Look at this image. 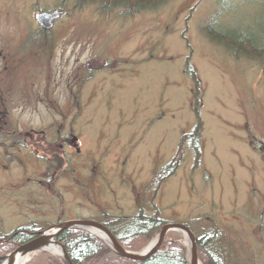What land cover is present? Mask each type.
<instances>
[{"label":"rangeland","instance_id":"374dc122","mask_svg":"<svg viewBox=\"0 0 264 264\" xmlns=\"http://www.w3.org/2000/svg\"><path fill=\"white\" fill-rule=\"evenodd\" d=\"M82 2L0 0V236L158 213L212 238L221 264H264V56L218 40L264 47V0Z\"/></svg>","mask_w":264,"mask_h":264},{"label":"trees","instance_id":"16d2710c","mask_svg":"<svg viewBox=\"0 0 264 264\" xmlns=\"http://www.w3.org/2000/svg\"><path fill=\"white\" fill-rule=\"evenodd\" d=\"M83 3L82 0H76ZM95 1V0H93ZM101 4H108L113 6L116 3L126 4L133 6L134 9L138 8H153L160 4L163 0H97ZM108 1V3H107ZM130 7V8H131ZM220 32V31H219ZM222 42L225 45H230L229 47L234 49V54L239 53V51H254L259 57L264 56V47L257 48L254 46V42L249 38L240 39V35L235 33H222L219 34ZM214 36V35H213ZM217 38V36H215ZM242 40V41H241ZM257 48V49H255ZM190 69V68H189ZM194 76V75H193ZM195 78V77H194ZM196 86H198L197 79L195 78ZM198 88V87H197ZM198 93L195 91L193 110L195 111L196 117L199 115L196 106V97ZM197 125L188 134L181 136L182 141L185 138H190V145L198 152V135H197ZM181 141V142H182ZM181 145V144H180ZM179 149V146H178ZM176 157L179 161L181 154L177 152ZM176 159H174L175 161ZM173 162V160L171 161ZM170 162L165 168H169L167 174H170L176 167V164L172 165ZM162 178V177H161ZM160 178H158V181ZM163 220L159 219L158 213L154 216L144 217L139 214L130 221V224L125 225L122 223L104 224L117 238L119 243L125 249H131L138 243H142L148 239V237L156 230L161 227ZM39 234L38 229L35 228H25L17 229L13 232L0 236V255L6 254L7 252L15 249L21 244L33 239ZM212 238H206L202 236L197 239V255L202 264H221L220 260L209 248V241ZM56 241L63 245L68 257L70 258L72 264H188L186 259L185 247L177 240L175 236L166 235L160 252L154 253L142 261H131L124 257L118 256L110 249V247L105 244L101 239L95 235L89 233L86 230L79 228H69L62 230L56 237ZM167 242V245L165 244ZM113 254V255H112ZM107 260H111L107 263Z\"/></svg>","mask_w":264,"mask_h":264},{"label":"water","instance_id":"95a60500","mask_svg":"<svg viewBox=\"0 0 264 264\" xmlns=\"http://www.w3.org/2000/svg\"><path fill=\"white\" fill-rule=\"evenodd\" d=\"M62 12L60 10H56L53 12H37L34 15L35 20L44 28L50 26L53 19H56L59 17V15ZM82 228L91 231L90 228L97 229L101 231L104 235H106L108 241H106L110 247L120 256L133 260V261H142L146 259L151 254L159 251V247L162 243V240L164 238V235L168 230H177L185 234L188 242H189V264H199L198 258H197V251H196V239L193 235V233L189 230L188 227H186L183 224L180 223H166L164 224L158 234L155 243L148 249L146 247L145 251H139V252H132L129 250H126L123 248L117 239L113 236V234L102 224L92 221V220H86V219H74V220H67L62 223L53 225L51 227L46 228L45 230L40 231L38 236L35 238L27 241L24 244L19 245L11 252L0 256V264L3 261H7L6 264H14V258L17 254H21L23 256L28 255L29 253H32L34 251L38 250H45V247L50 244L57 245L62 253L63 259L62 262L64 264H72L70 261L64 247L56 241L57 235L65 229L68 228ZM92 232V231H91Z\"/></svg>","mask_w":264,"mask_h":264},{"label":"bare ground","instance_id":"6f19581e","mask_svg":"<svg viewBox=\"0 0 264 264\" xmlns=\"http://www.w3.org/2000/svg\"><path fill=\"white\" fill-rule=\"evenodd\" d=\"M92 232L96 233L99 237L103 238L104 240H108L106 235H104L101 231L97 230V229H94V228H90ZM184 237V242L186 245H188V242H187V239L185 238V236L183 235ZM156 241V235L155 237L148 243L147 245V248L149 249ZM146 249V247H145ZM144 249V251H145ZM45 250L51 254H54L56 255L57 257H61L62 253H61V250L60 248L55 245V244H50L48 246L45 247ZM29 259L28 255L26 256H23L21 254H17L14 258V264H24L27 262V260ZM6 260L3 261L1 264H6Z\"/></svg>","mask_w":264,"mask_h":264},{"label":"flooded vegetation","instance_id":"af4514ba","mask_svg":"<svg viewBox=\"0 0 264 264\" xmlns=\"http://www.w3.org/2000/svg\"><path fill=\"white\" fill-rule=\"evenodd\" d=\"M86 82V81H85ZM81 87H83V83H81V85H80Z\"/></svg>","mask_w":264,"mask_h":264}]
</instances>
